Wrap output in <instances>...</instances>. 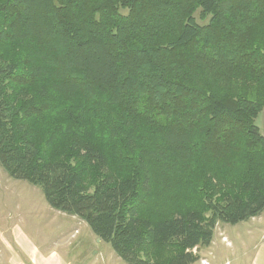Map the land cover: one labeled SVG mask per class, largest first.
<instances>
[{
  "label": "trees",
  "instance_id": "obj_1",
  "mask_svg": "<svg viewBox=\"0 0 264 264\" xmlns=\"http://www.w3.org/2000/svg\"><path fill=\"white\" fill-rule=\"evenodd\" d=\"M263 108L264 0H0V166L126 264L264 211Z\"/></svg>",
  "mask_w": 264,
  "mask_h": 264
},
{
  "label": "rangeland",
  "instance_id": "obj_2",
  "mask_svg": "<svg viewBox=\"0 0 264 264\" xmlns=\"http://www.w3.org/2000/svg\"><path fill=\"white\" fill-rule=\"evenodd\" d=\"M255 124L264 133V108ZM143 194L146 201L153 197L145 189ZM192 253L197 260L191 264H264V211L234 225L216 223L210 245ZM164 257L160 252L158 259ZM0 264L126 263L82 219L52 208L39 187L11 178L0 166Z\"/></svg>",
  "mask_w": 264,
  "mask_h": 264
},
{
  "label": "crops",
  "instance_id": "obj_3",
  "mask_svg": "<svg viewBox=\"0 0 264 264\" xmlns=\"http://www.w3.org/2000/svg\"><path fill=\"white\" fill-rule=\"evenodd\" d=\"M261 133H263V132H261ZM264 134V133H263ZM264 136V135H263Z\"/></svg>",
  "mask_w": 264,
  "mask_h": 264
}]
</instances>
